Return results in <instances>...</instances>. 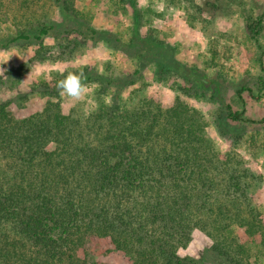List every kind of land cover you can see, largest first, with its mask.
<instances>
[{"label":"trees","instance_id":"obj_1","mask_svg":"<svg viewBox=\"0 0 264 264\" xmlns=\"http://www.w3.org/2000/svg\"><path fill=\"white\" fill-rule=\"evenodd\" d=\"M77 1L0 0V49L36 45L43 61L92 41L140 59L159 52L161 74L172 71L169 44L139 0H111L117 12L133 10L128 40L97 28ZM140 72L58 71L32 87L49 98L43 110L22 118L0 95V264H97L92 245L101 239L129 264H210V255L262 264L264 219L253 197L261 177L240 154L218 148L205 115L180 95L169 107L151 98ZM69 73H82L90 108L63 109L57 82ZM193 89L185 91L200 97ZM225 109L229 124L245 121L243 110ZM197 239L204 253L183 255Z\"/></svg>","mask_w":264,"mask_h":264},{"label":"rangeland","instance_id":"obj_2","mask_svg":"<svg viewBox=\"0 0 264 264\" xmlns=\"http://www.w3.org/2000/svg\"><path fill=\"white\" fill-rule=\"evenodd\" d=\"M77 4L92 16L97 28L114 31L124 40L132 35V8L117 12L111 0H78ZM139 6L144 12L148 10L145 20L149 19V26L169 44L168 62L172 71L161 74V67L155 63L159 52L151 55L155 59H140L92 41L71 56L53 50L54 54L43 61L35 57L36 45L1 48V97H11L14 100L11 112L22 118L43 110L49 98L32 87L44 79L51 80L53 73L69 67L92 66L101 71L112 69L132 74L139 67L141 81L151 98L169 107L180 95L205 115L207 133L218 148L240 154L261 177L253 197L264 219V0H139ZM0 23V28L5 27L3 21ZM250 26L260 30L257 37ZM48 43L57 44L52 39ZM187 86L194 88L193 95L199 90L200 97L189 96ZM60 100L65 111L78 105L90 108L94 103L89 87H84L79 100L62 94ZM226 105L243 110L245 121L229 124ZM216 122L228 135L220 133ZM240 134L245 138L236 146L234 137ZM206 245L197 239L181 253L200 256ZM92 246L97 264H129V259L114 250L109 239L98 240ZM209 258L210 264H226L215 255ZM261 263L264 264V257Z\"/></svg>","mask_w":264,"mask_h":264},{"label":"clouds","instance_id":"obj_3","mask_svg":"<svg viewBox=\"0 0 264 264\" xmlns=\"http://www.w3.org/2000/svg\"><path fill=\"white\" fill-rule=\"evenodd\" d=\"M57 88L62 95L79 100L84 93L82 73H69L63 80L57 82Z\"/></svg>","mask_w":264,"mask_h":264}]
</instances>
